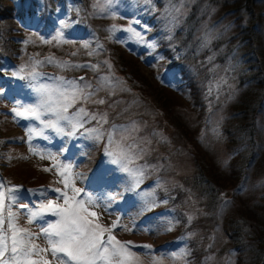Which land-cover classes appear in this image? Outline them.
Segmentation results:
<instances>
[{"label":"rangeland","instance_id":"1","mask_svg":"<svg viewBox=\"0 0 264 264\" xmlns=\"http://www.w3.org/2000/svg\"><path fill=\"white\" fill-rule=\"evenodd\" d=\"M21 1H15L16 10H23L32 5L31 0L22 1L23 3ZM39 1L43 5L44 0ZM97 2L98 0L91 1L89 6L91 12L106 16L111 23L108 28L109 33H121L123 43L139 54L141 63L135 59L133 62L141 69L143 74L141 80L144 84H140L139 80H135L129 74L122 73L121 61L117 62L114 58L111 59L99 52L96 36V43L92 39L75 41L68 38L64 33L75 27L77 23L65 5L58 6L55 12L58 21L55 28L50 31H41V27L38 26L40 19L38 22L35 21L34 26L26 23V28L33 32L25 33L23 46L25 54L21 58L20 65L12 68L7 77L0 78V157L10 167L1 165L2 170L6 171L5 175L13 179L11 181L14 187H20L23 181H26L28 183L26 185L37 184L41 189L36 190L33 186L34 191L25 192L18 188V192L14 194L19 199L15 202L6 200V205H10L11 210L17 213L21 227L38 233L43 222L36 221L29 224L26 209L18 205L27 204L34 207L48 199L57 200L62 204V199H58L60 194L53 191L56 188L64 190L63 184L58 182L60 177L54 165L58 162L72 163L73 172L79 174L75 179L76 187L82 188L97 201L99 207L94 210L101 214L100 222L110 225L119 218L121 224L132 229V231L119 227L114 229L113 234L117 239L131 241L134 245H150L151 253L161 259L162 264L234 262L235 249L231 247L227 225L229 220L240 223L248 236H255L254 242H258V238L259 241L264 239V234H261L262 237L256 234L260 228L264 232V105L261 114L257 117L254 136L256 143L253 146L256 154L263 159L259 165H251L246 171L242 169L241 178L235 180L238 183L240 178L233 197L234 192L229 188L234 186V183L225 179L229 176L227 175L229 171L225 169H228L231 163L240 167L235 152L251 150L246 144L240 148L232 145V140L238 138L237 131L231 127L232 124L236 125V121L228 122L231 115L230 104L242 92V89H238V85L240 75L244 72L238 57V48L233 47L231 50L232 47H229L228 43V39L237 33L233 20L220 16L223 23L219 24L215 14L220 8L202 0H110V2L99 0V7L96 6ZM194 6L199 9L200 16H204L195 32L199 44V51H196L198 59H201L203 52L210 50L212 53L205 58L206 65L218 60L220 56H225V61L219 64L220 66L216 64L214 80L207 79L206 99L209 104L205 110L210 119L208 127L204 124L200 126L199 120L196 119L199 112L193 108L190 89L184 85L186 83L183 82L181 70L166 71L167 66L175 65L174 59L177 58L174 51L178 41L176 32L181 29V24ZM262 13L264 16V5ZM137 20L139 24L135 23ZM129 25L141 34L142 42L127 31ZM262 29L264 36V20ZM186 30L187 28H184L182 31ZM108 31L106 29V38L110 36ZM57 33L62 34L60 40L54 39ZM206 38L210 39L205 44ZM218 39L221 40V47L213 51V43ZM61 64L66 66L61 67ZM92 65L96 66L95 69ZM21 67H24L25 72L20 75L26 76V73L33 68L41 75L37 81H32L27 76L25 79L13 76V73L19 71ZM127 71H131V67ZM194 75H198V72ZM167 76H171V80ZM56 77L93 86L96 91L92 99L102 98L105 104L88 102L77 107H85L98 116L106 114L108 123L102 125L103 130H111L112 125L130 127L133 123L139 127V131L133 135L136 144L143 149V153L142 158L132 165V167L144 166V175L138 187L135 186L134 178L122 171L118 165L113 164L112 158L106 155V139L96 140L85 131V129L101 127L95 120L85 123L84 128L79 129L75 136H67L44 128L39 121L14 115L13 108L35 102L36 93L31 85L51 83ZM80 77H84V80L80 81ZM153 78L158 80L154 81ZM157 82L159 85L177 87L180 95L173 94L163 100ZM157 105L165 106L166 112L160 111ZM74 110L70 109V111ZM190 120L193 121V125L188 122ZM178 126L186 127L190 135L185 137L182 128L180 130ZM29 129L37 130L32 133L31 138ZM196 132L204 144L201 149L196 147L195 142L190 141L194 137L191 134ZM8 135L12 141L6 140ZM183 136L189 139V143L188 140L183 139ZM9 143L16 146L8 149ZM174 147L180 150L173 151L167 165L162 164L160 159L153 160L162 150L170 152ZM203 162L207 166H204ZM202 165L204 173L214 185L212 190L214 197L201 198L198 192L192 191V179L199 173ZM162 168L165 170V176L161 175ZM45 169L51 170L45 171ZM2 180L5 181V178ZM205 180L207 188L209 182L208 179ZM177 184L181 185L180 189L188 188L182 196L187 202L185 209L181 211L182 214L175 209L163 208L172 200L166 194L172 195V189ZM6 188L9 189V186ZM6 188L0 191H6ZM220 190H226L221 191L223 193L221 198ZM42 192L44 195H41ZM69 194L71 195L70 190ZM109 196L115 199L105 209ZM80 198H83V194ZM210 200L212 203L207 205ZM13 206L17 207L13 208ZM160 206H163L162 209H158ZM207 206L214 209L219 223L210 233L208 229L201 228L200 223L195 222L207 213ZM57 219L58 217L51 214L44 217L45 221ZM169 228L171 230H168ZM185 231L194 233V236L193 234L182 236L181 233ZM192 239L196 244L194 251L191 247ZM196 239L201 242V246L196 243ZM36 242L42 247L46 246L43 237ZM181 249L187 255L183 260L173 261L169 254L179 252ZM131 250L139 257V264H151L152 257L146 254L149 252L148 249L133 247ZM195 251L209 252V254L198 261ZM243 260L247 261L249 257L245 256Z\"/></svg>","mask_w":264,"mask_h":264},{"label":"trees","instance_id":"2","mask_svg":"<svg viewBox=\"0 0 264 264\" xmlns=\"http://www.w3.org/2000/svg\"><path fill=\"white\" fill-rule=\"evenodd\" d=\"M15 1L16 0H0L1 76L7 77V75H10L12 68L20 65L19 63L21 58L25 54V47H23L25 44V33L33 32V30L26 28V23L34 26L35 21L38 22L40 19L38 26L41 27V31H50L55 28L56 22L58 21L55 17V12L58 6L65 5L66 9L70 11V15H72L77 24L75 27L67 30L64 34H66L68 38L75 41H86L92 39L94 43H96V36V40L98 42L96 44H98L99 52L104 53L111 59L114 58L117 62L121 61V68H123L121 69V72L129 74L135 80H139L140 84H144L141 80V77L143 76L141 73L142 71L139 66L133 62L135 59L141 63L139 54L123 43L121 33H109L108 28L111 23L107 20V17L96 15L91 12L89 6L92 0H44L43 5L39 0H31L32 5L23 10H16ZM22 1L24 2L25 0ZM202 2L214 4L220 8V11L215 14L219 24L223 23L221 17L231 18L233 20L237 33L233 34L228 39V43L229 47H232L231 50L233 47L238 48L240 64L244 69L243 74L240 75V83L238 85V89H242V92L240 93V96L230 104L231 115L228 122H231L232 120L236 121V125L233 126L232 124L231 127L237 131L238 138L232 140V145L240 148L246 144L251 150L249 152H235L237 153L236 161L239 162L238 165L240 167L231 163L228 169H225L229 171V174H227L228 172H225V174L229 175L226 176L225 179L231 180L234 183V186L229 188L234 192V197L235 190L239 185V180L243 171H246L251 165H259L263 159V157H259L256 154L253 150V146L256 143L254 136L256 133L257 117L261 114L264 105V36L262 33V24L264 20L262 9L264 0H202ZM77 9L79 12H77ZM198 11L199 9L194 6L189 16L181 24V29L177 30L176 36L178 37V41L174 48L177 58L174 59L175 65L167 66L166 71L181 70L183 82L186 83L184 85L186 88L190 89V97L193 101V108L199 112V114L197 113L196 119L199 120L200 126L204 124L205 127H208L210 119L205 110L206 106L209 104V101L206 99V96L208 95V88L206 85L207 79L210 78L211 80H214L213 74H215V69H217L216 64L217 66L222 64L225 61V56H220L218 60H214L213 62H210L209 65H206L205 58L207 55L212 53L210 50L202 53L203 55L200 57L201 61L198 59L196 51H199V44L198 40L195 38V32L197 31L200 21L204 17L200 16ZM28 21H30V23ZM184 28H187L185 32L182 31ZM106 29L110 35L107 38ZM220 47L221 40L218 39L213 43V51L218 50ZM130 67L131 71H127ZM197 72L198 75H194ZM167 77L171 80V76ZM168 79L167 81H169ZM155 80L158 79L155 78L154 81ZM158 86L160 87L159 94L162 96L163 100H166L167 97H170L173 94L176 96L180 95V91L177 90V87H172L167 84L159 85V83ZM166 91L169 93H166ZM158 108H160V111L166 112V110H164L166 108L165 106H158ZM161 122L162 121L159 123L163 126L164 124ZM188 122L193 125V121L190 120ZM178 128H182V132H184L182 134L185 137L186 135H190L186 127L178 126ZM191 135H194V137L190 141L195 142L196 147H200L201 149L202 146H204L201 137H199L197 132L192 133ZM184 136L183 139H185ZM243 139H245V141H243ZM185 140H188L187 142L189 143V139ZM176 150H180V148L174 147L170 152L162 150L153 160L160 159L162 164L167 165L171 160L172 154ZM166 159L168 160L164 161ZM1 160L2 159L0 158V161ZM203 165L207 166L204 162ZM203 165L199 169V173L192 179V191L198 192L201 198L214 197L212 194L214 185L210 178L204 173ZM242 169L244 170L242 171ZM5 172L4 176L6 183L8 186L13 188V179H10V176H7V174L5 175ZM160 172L162 176H165L164 168H162ZM238 177L240 178L238 179V183H236L235 180ZM205 179H208L209 182L207 188ZM23 182L22 186L16 188L25 192H28L29 190L34 191L35 189L32 188L33 186L36 187V190L41 189L37 186V184L29 186L26 185L28 184L26 181ZM180 186L181 185L178 184L175 185L172 189V195L166 194L169 199H172L169 201L171 203L167 204L168 206H160L158 209H162V207L171 208L179 211L180 213L185 209L187 202L183 200L182 196L185 195V191L188 188L180 189ZM221 191L222 190L219 192L220 198L223 194V191ZM173 195L175 198L174 200ZM7 202H9V200ZM211 203L212 201L210 200L207 205H210ZM211 210L212 209L207 206V213L195 221L201 224V228L208 229L209 233L213 228L219 225L217 220L218 215L214 213V209L210 214ZM227 225L230 233V244L231 247L235 249V260L229 264H263L264 239L259 241L260 238H258V242H254L256 240L255 236H252L253 238L248 236V234L243 230L242 225L235 220H229ZM186 234H193L194 236V233L192 232L187 233L185 231L184 233H181L182 236H185ZM256 234L262 237L261 234H264L263 229H258ZM174 236L179 237V235ZM206 237H208V235ZM192 242L191 247L194 251L196 244L193 239ZM196 243L201 246V242L197 239ZM206 246L204 249H206ZM244 253H246V255ZM194 254L196 255V259L200 261L201 258L208 255L209 252L198 253L195 251ZM229 255L234 256V254ZM237 256L238 258H236ZM245 256H248L249 260L244 261L243 258ZM206 264H209L208 261Z\"/></svg>","mask_w":264,"mask_h":264},{"label":"snow or ice","instance_id":"3","mask_svg":"<svg viewBox=\"0 0 264 264\" xmlns=\"http://www.w3.org/2000/svg\"><path fill=\"white\" fill-rule=\"evenodd\" d=\"M110 2V0H109ZM99 7V0L97 2ZM104 11L103 8H100ZM178 11V10H177ZM135 23L139 24L137 20ZM127 31L131 32L138 40L143 41L139 32L129 25ZM61 33H57L54 39L60 40ZM206 38L205 44L208 42ZM50 42V41H46ZM154 47V45H151ZM88 47V45H84ZM102 47V46H101ZM39 63V61H37ZM65 67V64H61ZM95 69V65H92ZM110 67V66H109ZM24 67L14 72L13 76L20 79L30 78L37 81L41 75L33 68L26 76ZM106 79V78H104ZM80 81L84 77L79 78ZM36 93V100L32 104L19 105L12 112L16 117L39 121L46 129L54 130L57 134L75 136L76 132L84 128L89 120H95L101 127L85 129L96 140H105L106 155L111 157V162L134 178L138 187L144 175V166L132 167L136 161L142 158L143 149L135 142L133 133L139 131L134 123L130 127L111 126V130H103L102 125L108 123L107 115H97L88 111L85 107H77L83 103L105 104L104 99L93 100L95 89L91 84H80L76 80H67L64 77H56L51 83H37L31 85ZM103 87V85H100ZM22 108V110H20ZM70 109H75L70 111ZM48 117V119H44ZM29 129V135L36 132ZM42 135V133H39ZM131 141V143H130ZM55 159V157H52ZM54 167L60 177L59 183L64 190L56 188L53 191L59 193L57 200L48 199L34 207L27 204L18 205L27 211V221L32 224L42 221L39 232L34 233L29 228L21 227L18 223L17 213L11 210L5 201L15 202L19 199L14 193L18 188H9L0 191V264H139V257L131 249L143 247L149 250L151 264H162L161 259L151 253L150 245H134L131 241H121L113 234L116 228L132 231L127 225L120 223L119 218L110 225L100 222L101 214L95 211L99 207L92 196L76 187L75 179L79 175L73 172L72 163H56ZM51 169H45L50 171ZM5 186L0 184V189ZM69 190L71 195L69 194ZM83 194V198L81 197ZM41 195H44L42 192ZM115 198L108 197L105 209L111 205ZM58 217L55 221H45L46 215ZM168 230H171L170 228ZM43 237L46 246H41L36 241ZM173 261L183 260L187 253L181 249L179 252L169 254Z\"/></svg>","mask_w":264,"mask_h":264}]
</instances>
